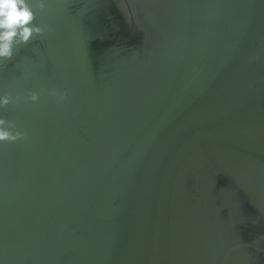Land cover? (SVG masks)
I'll return each instance as SVG.
<instances>
[{
    "label": "crops",
    "instance_id": "crops-1",
    "mask_svg": "<svg viewBox=\"0 0 264 264\" xmlns=\"http://www.w3.org/2000/svg\"><path fill=\"white\" fill-rule=\"evenodd\" d=\"M42 2L49 31L0 61V118L28 134L0 143V240L47 251L104 157L106 206L71 223L53 264H264V0Z\"/></svg>",
    "mask_w": 264,
    "mask_h": 264
},
{
    "label": "clouds",
    "instance_id": "clouds-1",
    "mask_svg": "<svg viewBox=\"0 0 264 264\" xmlns=\"http://www.w3.org/2000/svg\"><path fill=\"white\" fill-rule=\"evenodd\" d=\"M43 10L45 4L42 0H0V61L13 59L21 45H27L31 40L43 35L49 29L35 24L36 12L34 9ZM50 95L59 102L67 98V92L52 90ZM32 102H38L40 94L33 92L28 97ZM21 97H16L19 103ZM13 102L11 95L0 97V107H6ZM27 132L18 130L16 121L0 118V143H15L27 138Z\"/></svg>",
    "mask_w": 264,
    "mask_h": 264
},
{
    "label": "water",
    "instance_id": "water-1",
    "mask_svg": "<svg viewBox=\"0 0 264 264\" xmlns=\"http://www.w3.org/2000/svg\"><path fill=\"white\" fill-rule=\"evenodd\" d=\"M146 23V21H145ZM146 38L141 45L142 53L145 56H154L156 48L153 45L152 30L148 24H145ZM59 28L58 26L56 27ZM152 29V27H151ZM59 31V30H58ZM164 44L160 47L159 58L163 60L165 53ZM161 62V61H160ZM24 115L22 114V117ZM55 147L59 146V138L56 136L54 141ZM112 161L108 158L101 157L98 164L97 172V190L92 203L75 205L60 209V212L55 216L50 230L49 248L47 251L42 248L31 246L16 240H0V250L18 251L31 255L37 264H53L59 256L61 250L62 238L73 221L81 216L97 215L105 208L109 189H110V170Z\"/></svg>",
    "mask_w": 264,
    "mask_h": 264
}]
</instances>
